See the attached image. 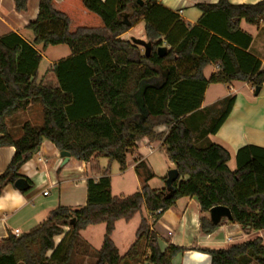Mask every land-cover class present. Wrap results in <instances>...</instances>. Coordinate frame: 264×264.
I'll use <instances>...</instances> for the list:
<instances>
[{
	"label": "trees",
	"instance_id": "trees-1",
	"mask_svg": "<svg viewBox=\"0 0 264 264\" xmlns=\"http://www.w3.org/2000/svg\"><path fill=\"white\" fill-rule=\"evenodd\" d=\"M14 1L17 12L28 9V0ZM141 2L40 0L38 17L28 26L32 45L42 49L67 45L72 52L56 67L58 82L33 77L37 52L17 34L0 37V147H15L11 162L0 175V196L6 186L23 177L19 169L39 151L44 139L79 161L98 157L116 161L121 171L127 169L129 155L140 141H160L180 174L174 182L175 194L149 186L154 175L143 161L136 166L143 186L128 196L112 195L111 174L104 171L98 179H88L84 206H59L29 232L1 240L0 264H73L81 232L101 223L106 224V231L95 264H141L144 260L172 264L175 256L187 250L209 254L211 264H264L261 236L222 249L170 244L162 251L151 230L183 197L199 201L203 234L219 227L209 216L210 209L219 205L231 210L230 222L244 232L264 230V148H241L236 155L237 168L231 170L230 152L205 136L215 134L224 123L235 97L198 111L210 84L264 85L262 62L247 52L252 36L241 29L242 21L260 27L264 0L256 4L235 5L229 0L197 4L203 15L193 25L156 0ZM140 20L145 22V43L151 46L149 56L143 47L120 38ZM161 47L165 48L163 55ZM27 49L37 58L26 62L29 66L23 70L20 54ZM211 62H220V69L207 79L203 71ZM66 64L76 72L73 82L64 78ZM89 91L95 103L91 108L85 106ZM141 92L143 103L139 102ZM31 104L42 106L44 123L42 127L25 123L21 137L14 138L7 119ZM202 112L200 120L193 118ZM185 118H191L190 125ZM208 119H213V125L197 133L196 124L204 126ZM162 125L168 132L156 131ZM91 168L95 170V164ZM143 210L149 217H142L136 241L121 256L112 238L116 223L128 222Z\"/></svg>",
	"mask_w": 264,
	"mask_h": 264
},
{
	"label": "crops",
	"instance_id": "crops-1",
	"mask_svg": "<svg viewBox=\"0 0 264 264\" xmlns=\"http://www.w3.org/2000/svg\"><path fill=\"white\" fill-rule=\"evenodd\" d=\"M156 1L176 13L186 24L193 25L198 24L203 15L197 4H217L219 0ZM260 1L262 0H229L230 3L235 5L256 4ZM39 3L40 0H28V9L17 12L14 0H0V37L11 33L17 34L35 49L38 57L28 49L24 50L20 54L21 69L24 70L29 66V64L26 65V62H34L37 58L38 63L33 71V77L38 81L48 79L58 82L56 67L61 61L70 58L72 52L67 45L50 46L46 49L32 45L33 34L28 26L38 17ZM143 21L140 20L120 38L130 41L139 48L143 47L142 43L147 41L145 26L144 29L138 28V25ZM242 23L246 22L242 21ZM242 23L241 29L252 36V42L247 52L260 60L264 67V21L260 27H256L254 30L245 28ZM44 57L47 58L49 66L40 71L41 61ZM65 69V80L73 82L76 72L69 64H66ZM219 69L220 62H211L204 69L203 74L208 79L212 74H216ZM212 85L219 84H210L206 87L198 111L218 103L228 96H234L235 102L229 116L217 132L209 134L205 138L222 145L230 152L231 160L228 165L231 170L235 171L237 168L236 155L241 148L246 145L264 148V85L261 87L259 94L256 95L255 87L250 82H236L230 85L220 84L226 88V92L221 97L212 99L207 103L206 97L210 93ZM251 94H255V98H252ZM87 98L85 106L87 108L94 107L95 103L90 91ZM195 112L189 113L188 116L193 115ZM196 121L194 120L193 123ZM25 123H30L34 127H42L44 116L40 104H31L27 109L9 117L7 119L9 133L14 138L21 137L22 127ZM156 131L159 133L168 132L164 125L157 127ZM200 141L202 140L200 139ZM14 154L15 147H0V175L7 169ZM96 160L85 162L70 157L69 161L64 164L59 149L50 140L44 139L39 151L19 169V174L28 180L31 187L26 191H20L10 184L5 187L0 196V241L8 238L10 234L20 236L29 232L44 222L51 211L59 206L74 209L84 206L88 196V179H98L102 175L91 168ZM141 161L146 163L148 169L154 175L148 182L149 186L157 190L166 189L164 181H166L165 178L167 179V173L176 167L167 158L162 143L160 141L150 142L147 139L140 141L138 148L129 155L127 169L125 171L120 170L118 173L122 177H125L128 173H133L136 177L137 191L141 190L143 186L142 178L136 171V166ZM46 191L48 192L47 195L44 194ZM111 192L112 195L118 196L113 194V176H111ZM141 215V217H149L146 210H143ZM201 218L202 211L199 201L195 197H183L179 198L176 204L158 219L151 230L157 235L158 244L162 251H165L170 244L184 248L222 249L254 239L257 236L264 239V230L246 233L238 224L231 223L228 220H223L213 233L203 234L201 232ZM132 220L126 222L129 223ZM121 221L123 220L116 223L113 241L120 255L124 256L136 241L137 234L132 237L131 232L128 230L129 235L121 237L120 244L123 246L121 248L114 238ZM87 242L93 246L92 242ZM141 264L151 263L144 260ZM172 264H211V257L209 254L198 250H187L175 256Z\"/></svg>",
	"mask_w": 264,
	"mask_h": 264
},
{
	"label": "rangeland",
	"instance_id": "rangeland-1",
	"mask_svg": "<svg viewBox=\"0 0 264 264\" xmlns=\"http://www.w3.org/2000/svg\"><path fill=\"white\" fill-rule=\"evenodd\" d=\"M242 25L245 26V28H251L252 30L256 29V26L254 25H250L246 23H242ZM144 26H145V22L143 21L138 25V28L144 29ZM47 66H49V62L47 58L44 57L41 61L40 71L42 69H45ZM225 92H226V88L223 85L220 84L212 85L210 87V93L206 97V102L208 103L212 101V99L221 97V95H223ZM243 93L245 92L243 91ZM251 97L255 98V94H251ZM139 102L143 103L142 92L139 95ZM204 113L205 112L197 114L193 118L200 120L202 116H204ZM190 120L191 118H185V121L187 122L188 125H190L189 124ZM213 123H214L213 119L211 120L208 119L207 121H205L204 126L202 125L203 123L198 122L196 124L197 130L195 131L197 133H203L211 124L213 125ZM194 127L195 126H193V128ZM166 129L169 130L167 126ZM95 170L96 173H100V174H102L104 171L107 170L110 172L111 176H113V194L118 196H128L138 192L137 191L138 188H136V179H135L136 177L133 175V173H128L125 177L118 175V173L120 172V165L118 162L116 161L111 162L106 157H98L95 162ZM141 216H142L141 214H137L131 222L127 223L126 221L123 220L121 221V223H119L118 229L114 235V238L118 241L119 244L121 243V237L125 235L128 236L129 231L131 232L130 234L132 235V237H135V234H137V230L142 221ZM65 230H68V228H65ZM105 231H106V224L102 223L98 225H92L88 227L86 231L81 232V240L79 241L77 249L75 250L73 257V264H95V262L97 261V251L99 250L100 245L104 240ZM87 241L92 242L93 246ZM120 246L121 248H123L122 244H120Z\"/></svg>",
	"mask_w": 264,
	"mask_h": 264
},
{
	"label": "water",
	"instance_id": "water-1",
	"mask_svg": "<svg viewBox=\"0 0 264 264\" xmlns=\"http://www.w3.org/2000/svg\"><path fill=\"white\" fill-rule=\"evenodd\" d=\"M139 2H140V4H142L141 0H139ZM125 23L130 24V22H128V21H125ZM142 45H143V48L145 49L146 55L149 56L150 52H151V46H149L145 42H143ZM163 51H165V48H163V47L159 48L160 54L163 55L164 53H161ZM260 91H261V87L258 86L255 88L256 95H258ZM60 155L64 159V162H63L64 164L67 163L71 157V154L67 151H61ZM179 176H180V174H179V171L177 168H173V169L169 170L168 175H167V179L165 181V183H166L165 193H168L170 195L175 194L176 187L174 186V182L176 180H178ZM14 186L20 191H26L31 187L28 180L26 178H23V177L18 179L14 183ZM209 216H210L212 223H214V224H220L223 220L231 221L233 218L231 210L228 207L222 206V205L215 206V207L211 208L209 211Z\"/></svg>",
	"mask_w": 264,
	"mask_h": 264
},
{
	"label": "built area",
	"instance_id": "built-area-1",
	"mask_svg": "<svg viewBox=\"0 0 264 264\" xmlns=\"http://www.w3.org/2000/svg\"><path fill=\"white\" fill-rule=\"evenodd\" d=\"M44 194L45 195H47L48 194V192L46 191V192H44ZM160 213V211H158L156 214H159Z\"/></svg>",
	"mask_w": 264,
	"mask_h": 264
}]
</instances>
